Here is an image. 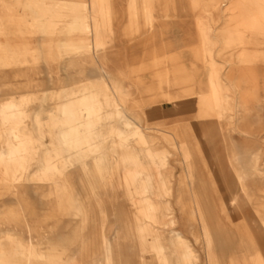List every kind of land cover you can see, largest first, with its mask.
I'll list each match as a JSON object with an SVG mask.
<instances>
[{
  "label": "bare ground",
  "instance_id": "6f19581e",
  "mask_svg": "<svg viewBox=\"0 0 264 264\" xmlns=\"http://www.w3.org/2000/svg\"><path fill=\"white\" fill-rule=\"evenodd\" d=\"M24 1L26 4L19 5L18 0H0V90L6 85H16L24 75L29 88L32 87V92L25 95L20 103L0 101V264H58L57 258L67 257L70 253L67 248L57 247V242H63L62 239L65 240L63 245L68 247V244L77 243L80 245L77 250H82L83 240L79 229L78 232L72 230L70 234H59L58 227L69 220L71 196L82 184V175L75 178L71 166L78 164L83 175L88 177L86 159H91L107 189L111 216L117 217L123 224L122 227H114L109 237L99 231V240L93 242L92 250L102 253L101 258L90 260L88 264H113L112 253L120 250L122 238L126 239L129 253L132 254L129 264H148L146 254L151 251L158 264H171L167 255H177L178 249L181 256H177L176 264H198L197 252L176 228L177 221L168 202L170 171L167 160L159 155L157 146L152 144L155 136L143 131L157 128H141L137 124L132 129L123 115L128 88L121 84L118 75L122 70L115 62L123 57L122 52L106 50L111 46L106 45L107 40L101 30V27L113 23L112 0H88V5L84 0ZM188 1V9L179 0L127 1L128 10L134 12V18H131L133 25L131 20L128 21L132 29L130 33L134 32V39L137 40L134 48L152 44V60L148 63L141 61L134 66V73H138L135 85L140 87L144 84L143 72L149 73L152 67L162 66L161 69H152V75L159 79V84H148L146 88H160V82L167 86L181 83L178 90L163 93L173 109L189 111L191 108L195 111V118L216 116L220 122L223 120L233 128L247 106L249 93L254 94L257 90L264 92V30L255 31L253 28L256 25L249 15L241 14V11H251L250 3L256 1L258 8L253 9L252 14L261 20L259 27L263 26L264 6L261 4L264 0ZM188 10L199 13L197 16L205 13L204 20L194 23L196 29L192 33L197 36V44L191 32L185 31L189 27L183 30L184 35H170L172 28L178 32L186 26L179 16ZM87 11H93L96 15L88 16ZM28 16L31 20L27 19ZM222 19L231 20L234 32L225 30L218 41L209 30L215 29L213 25ZM65 29L68 35L63 39V47L76 52L69 57L62 53L59 46L61 40L38 38L36 45L37 42L30 37L39 30L47 35H56ZM84 33H90L93 42L98 44L92 53L93 58L89 57L86 46L88 39L76 36ZM6 51L20 61L22 68L17 67L19 64L12 65ZM126 55L129 56V53ZM77 56L79 60H75ZM57 58L65 60L63 67H60ZM38 61L44 65L45 76L56 85L55 88H47L48 91L41 96L36 94L38 90L33 85L38 81L35 75L40 73ZM106 61L117 68V75L104 66ZM222 65L225 66L224 71H220ZM61 68L65 69V76L61 74ZM77 73L105 76L106 81L83 78L69 84L68 79ZM229 89L233 95L228 93ZM85 90L89 95L86 99L85 96L80 99ZM186 96L192 100H186ZM36 98H39L37 103ZM27 106L36 107L30 111L26 109ZM130 135L140 145L138 153L147 160L143 169L131 161L132 148L126 144ZM43 137L49 142L46 147L40 148L38 142H42ZM162 138L165 137L162 135ZM179 147L182 161L185 162L186 177L191 179L193 175L188 163L186 142H181ZM33 161L38 165L34 171H30ZM262 162L256 154L245 159H229L235 177L217 175L212 180L219 205L216 218L229 219L230 208L235 204L240 211L239 216L248 217L242 205L245 198L249 202L255 198L252 191L246 188L245 179L248 177L258 178L261 182L262 194L256 199L261 198L260 201L264 202ZM155 167L162 174L157 181L153 176ZM88 181L97 214H100L103 223L110 214H107L100 196L94 194V185L89 177ZM188 183L193 185L190 180ZM182 184L179 181L177 187L180 188ZM149 185L153 192L148 190ZM189 193L193 195L195 214L192 210L186 212L181 190L175 201L190 234L195 240L199 237L202 242L204 264H264L263 202L258 205L261 209L254 206L255 210L263 209V212L255 211L262 219L257 227V232L261 233L258 234L257 246L245 247L253 250V253L244 259V256L237 254L240 249L236 244L226 262H223V255L217 252L221 254L227 250L226 240L219 238L222 232L225 234V229L223 231L222 227H218L214 237L206 221L204 206H199L193 191ZM87 216L94 218L90 213ZM194 218L198 220L199 235H196L195 223L192 222ZM164 224L172 226L168 230L172 246L169 252L161 242ZM145 243H149L151 249L146 248ZM134 246L138 250V261L134 260Z\"/></svg>",
  "mask_w": 264,
  "mask_h": 264
},
{
  "label": "rangeland",
  "instance_id": "374dc122",
  "mask_svg": "<svg viewBox=\"0 0 264 264\" xmlns=\"http://www.w3.org/2000/svg\"><path fill=\"white\" fill-rule=\"evenodd\" d=\"M87 1L88 0H84L86 5H88ZM127 1L128 0H112L114 8V11L112 13L113 23L111 26L101 27L103 36L105 40H107L106 45L111 46L106 50L108 52H122L121 55L123 57H119L118 60H115V62L118 63L122 70L121 74L118 75L121 80L120 82L123 86L128 88V96L126 98L125 107L123 108V115L125 116L126 121L129 123L132 129H134V126H136L137 124H139L141 128H143L144 126L157 128V130L145 129L143 131L155 136V138L151 142L152 144L157 146V152L159 153V155H163L167 160V169L170 171V194L167 197L168 202L170 204L172 214L177 221L176 228H178L183 233V235L189 240V242L197 252L199 258L198 264H204L205 259L202 249V242L199 237L197 238V240L194 239V237L190 234L187 226L185 225L184 220L182 219V213L179 210V205L175 201L176 195L179 190H181V198L184 201L186 212L188 213L190 212V210H192L195 214L196 212L194 210L193 195L189 193L190 191L194 192V196L198 201L199 206H201L202 208L204 206V213L206 212L205 215L207 214L206 221L209 229L214 232V237H216V230L218 227H222L223 231L225 229V234H223L222 232L221 235H219V238L223 239L224 241L228 240L227 242L225 241L227 250L225 252L223 251V253L221 254L220 251L217 252L218 255H223V260H221L223 262H226L228 256L231 254V250L233 249V247L237 246L236 244H238V247L240 249L237 254L244 256V259H248V255L253 253V250H247L246 248H249L253 245L254 247H256L257 240L259 239L258 234H261L257 232V229L259 228L258 225L262 223V219L260 218V214L255 212H263V209L255 210L256 207L261 209L258 205H261V203L263 202L260 201L261 198L259 200L256 199L262 194V192L260 191L261 182L258 178L255 177H248L245 179L247 190L252 191L255 196V200L253 199L251 202H249L245 198L246 202L244 201V204L242 205V209L244 210V212L246 211L248 213L247 218L239 216L240 211L238 210V207H236L237 204H235L233 207L234 209L230 208V218L227 219L220 217L219 220L218 218H216L219 214V205L216 201V193L215 191H213L214 188L212 187V180H214V178H217V175L221 177H227L228 175L235 177V172L229 164V159L231 158L239 160L245 159L246 157H252L256 154L259 157V161L261 162L263 160L262 163L264 164V92L257 90L254 94L249 93L250 97H248L247 106L245 107V110L240 114L239 120L235 124V126H233V128H230V125H227L225 121L223 122V120L222 122H220L216 116H211L210 118L205 119L195 118V115L193 114L195 112H193V109L191 110V108L189 111L181 109L180 111H182V114H178V111L176 109H173L171 105L167 103L169 101L165 99V97H163V93L172 92V90L174 91L175 89L178 90V87L182 86L181 83L174 86H167V84L165 85L164 83L160 82V88H146L148 84H159V79L153 77L152 75V69H161L162 66L152 67L149 73H146V71L143 72L144 75L142 76L144 78V84L140 85V87L135 85V78L138 73H134V66L139 64L141 61L148 63L152 60V54L150 55L152 44L148 43L141 48H134L137 40L134 39V32H132L133 34L130 33L132 29L130 26H128L129 20H131L130 22H132V25L134 23L133 19H131L134 18V12H130V10H128ZM179 1L180 4H183L184 7L187 6L188 9V0ZM18 2L19 5L26 4L24 0H18ZM251 2V11L247 13L241 11V14L249 15L248 17L252 19L253 23L256 25L253 29L259 32L261 30H264V25L259 27L261 20L255 14H252L254 12L253 9L258 8L256 7L257 2ZM261 5L264 6V1ZM190 6L192 7V4ZM86 14L88 16H92L93 14L96 15V13L93 11H87ZM198 14L199 13L197 12H192V10H188L187 13L185 11L183 15L179 16V19L182 20V22H184V25L186 26L179 29L178 32L175 28H172L170 35H184L185 31L189 30L191 32V37H193V41L195 40V44H197L199 42L197 40V36H194V34L192 33L194 32V29H196V27H194V23L198 22V20H204L205 18L204 12L197 16ZM215 15L217 14L215 13ZM27 19L31 20V17L28 16ZM87 20L90 21L91 19L87 18ZM140 21H142V18ZM167 21H169V19H167ZM213 26H215V29L211 28L209 31H211L210 33H213L212 35L216 36L218 41L220 39V36L224 34L225 30H229L232 33L234 32V26L231 24V20L228 19H222ZM66 32L67 30L65 29L63 32H60L56 35H47L46 33H43L39 30L37 33L30 37L35 41V43L37 42L36 45L38 44V38H51L52 40H61L59 42V46L62 47V53L65 57H69L73 54H76V52L72 49L70 50L63 47V39L68 35ZM76 36L88 39V43L86 44V46L89 48V57L93 58L92 53L95 52V47L98 46V44H95V42H93V36L90 33L78 34ZM38 51L39 50L37 49V53ZM5 53L7 55H10V61L12 62L13 66L19 64L17 67L22 68V64L20 63V61L13 57L9 51H6ZM127 53H129V56L126 55ZM96 55L98 56L100 54ZM79 59V56L75 58V60ZM56 60L57 62H59L60 67H63V61L65 60H60L58 58ZM68 60L70 61L71 59ZM218 61H220L219 58ZM38 63L39 65L37 66V68L40 73L35 75V77L38 78V81L34 82L33 85L38 90L36 94L41 96V94L45 93V91H48L47 88H55L56 85L54 81H49L47 76H45V74L43 73L44 65H42L41 61H38ZM104 66L107 67V69L111 72L115 73V75H117V68H114L115 66L112 65L111 62L106 61L104 63ZM224 69V65L220 66V71H224ZM60 71L61 74L65 76V69L61 68ZM96 73L100 72L96 71ZM83 78L90 79V81H106L105 76H98L94 73L91 75L88 73H77L68 79V83L70 84ZM0 83L2 84L1 81ZM29 87L30 85L26 83V75H24L21 80L16 82V85H6L3 89L0 90V101L11 100L13 102L20 103L24 101L25 95L32 92V87ZM228 93L230 95L234 94L230 89ZM77 94L80 95L81 93ZM88 95V91L85 90V92H83V95H81L79 98L81 99L85 96L84 99H86ZM187 98L189 97L186 96V100H192L191 98ZM38 101L39 98H36L35 103H37ZM230 101H233V99H230ZM35 107L36 106H27L26 109L33 111ZM162 135L165 138H162ZM48 142L49 140L46 137H43L42 142H38L41 144V146L38 147H46ZM137 142L138 141L134 138L133 135H130L126 140V144L132 148L131 161H133V163L135 161L136 163H138V166L143 169L146 165L147 160L141 153H138L140 145L137 144ZM181 142H186V147L189 151L188 163L190 162L191 172L193 175L191 179H188L186 177V173L184 170L185 162L182 161L183 156H181L182 153L180 152L179 147L181 145ZM86 162L87 163L85 169L87 171L88 177L93 182V189L95 192L94 194L100 196L102 203L106 207L107 214H110L107 189L104 187L103 181L99 177L98 172L95 170L91 159H86ZM37 165L38 163L36 161H33V163L29 167V170L34 171ZM71 172L75 176V178L78 177L79 174L82 175V184L80 186L78 185L77 190L71 196V210L69 220H67L65 223H60L58 229L59 234H70L72 230L77 231L79 229V232L82 235L81 240H83V248L82 250L80 249V251L77 250L79 249L78 246H80L77 243H71L70 245L68 244L67 247L63 245V242L65 240L62 239L63 242H61V240L58 239L59 241L57 242V247L67 248L70 253L67 254V257H59L57 259L59 260L58 264H88L90 260H97L99 259V257H101L102 253H94L92 250L93 242L95 243V240H99V233H105L106 236L109 237L110 231L114 227L119 228L122 227L123 224L120 220L117 219V217L113 215L111 216V214L109 215L108 219H106L102 223L100 219L101 216L100 214H97L96 211V206L94 204V199L92 196L93 193H91L88 184V177L83 175L81 167L78 164L71 166ZM153 176L154 180L156 181L157 179L162 178V174H159L157 172L156 167L154 168ZM230 179L232 181L234 180V178ZM189 180L192 181L191 184L193 185H190L188 183ZM179 181H182L183 183L180 188L177 187ZM228 182L231 181L228 180ZM148 190L150 192L154 191V189L150 185L148 186ZM226 196H230V194H227ZM153 201L156 202L155 197H153ZM88 213L93 215L94 218H90L89 216H87ZM158 217L160 216L158 215ZM160 220L162 223H164L163 218H161ZM192 222L195 223L196 235H199L198 220L194 218ZM209 223L211 225H209ZM162 227L164 229L162 232L161 242L165 247V250L169 252L172 250V246L169 240L170 235L168 233V230L172 228V226L164 224L162 225ZM241 233L243 234V236ZM242 239H244V241ZM120 242V250H114L117 251V253H112L113 264H129L132 254L129 253L126 239L122 238ZM145 246H148L146 248L151 249V245L149 243H145ZM137 251L138 250L134 246V260L136 261L139 260ZM176 252L175 253L177 255H174V253H169L167 255L171 264H176L177 259L179 258V256H181L180 249H178ZM96 256H98V258L95 259ZM146 256L148 264H158V259L155 257L152 251L148 252Z\"/></svg>",
  "mask_w": 264,
  "mask_h": 264
},
{
  "label": "crops",
  "instance_id": "0c3cea01",
  "mask_svg": "<svg viewBox=\"0 0 264 264\" xmlns=\"http://www.w3.org/2000/svg\"><path fill=\"white\" fill-rule=\"evenodd\" d=\"M180 110H181V109H180ZM180 110H179L177 113L181 115V114H182V111H180ZM194 112H195V111H194ZM193 114H194V113H193ZM94 253H96V252H94ZM96 258H98V256H96L95 259H96ZM100 258H101V257H99V259H100Z\"/></svg>",
  "mask_w": 264,
  "mask_h": 264
}]
</instances>
